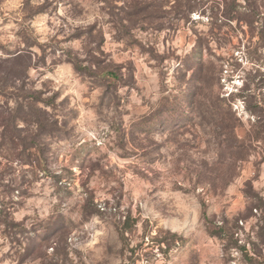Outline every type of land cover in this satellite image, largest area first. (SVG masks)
Listing matches in <instances>:
<instances>
[{"label":"rangeland","instance_id":"374dc122","mask_svg":"<svg viewBox=\"0 0 264 264\" xmlns=\"http://www.w3.org/2000/svg\"><path fill=\"white\" fill-rule=\"evenodd\" d=\"M257 105L264 0H0V264H264Z\"/></svg>","mask_w":264,"mask_h":264},{"label":"trees","instance_id":"16d2710c","mask_svg":"<svg viewBox=\"0 0 264 264\" xmlns=\"http://www.w3.org/2000/svg\"><path fill=\"white\" fill-rule=\"evenodd\" d=\"M247 1V0H246ZM195 8L194 7H192V6H190L187 10H186V15L185 16H187V17H189L190 18V14H191V12H193V10H194ZM231 9V8H230ZM230 14H235L234 13V11H232V10H229L228 11V13H227V15H226V17H228ZM77 68V67H76ZM81 67H79L78 66V70L79 71H81ZM104 76H105V80H109V79H111V78H115L116 76H115V73H113V72H111V71H109V72H105L104 74H103ZM263 105V104H262ZM262 108L263 107H261L260 105H257V108L256 109H258V111H256L258 114H260L259 115V117H263L262 119H260L259 121H261V120H263L264 121V116L262 115ZM18 112H19V110H13V111H10L9 112V119H5V120H3V121H5V123L1 126V128H3L2 129V132H4V133H6L7 131L9 132V130H11L12 131V133H13V136H14V134H16L15 135V137L14 138H11V139H19L20 140V138H17L16 136H18V133H20V129L18 128V122L19 121H21L22 119H21V117L19 116V114H18ZM256 114V113H255ZM8 120V121H7ZM25 122H27L26 120H25ZM260 123V122H259ZM10 131V132H11ZM21 142V146H25V145H28V144H26L23 140L22 141H20ZM4 210L3 209H0V216L1 215H3L4 214ZM8 222L7 221H5V224H7Z\"/></svg>","mask_w":264,"mask_h":264}]
</instances>
